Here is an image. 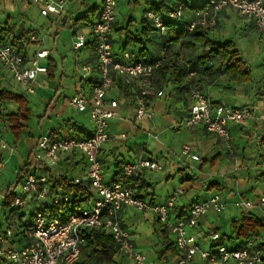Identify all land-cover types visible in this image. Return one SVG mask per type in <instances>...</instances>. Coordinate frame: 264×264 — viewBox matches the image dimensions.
I'll use <instances>...</instances> for the list:
<instances>
[{"label": "crops", "instance_id": "obj_1", "mask_svg": "<svg viewBox=\"0 0 264 264\" xmlns=\"http://www.w3.org/2000/svg\"><path fill=\"white\" fill-rule=\"evenodd\" d=\"M127 1L129 5H132V0ZM139 1L134 0L137 4ZM142 1L144 2V0ZM152 1L155 4L171 5L170 0ZM96 6L99 7V11L95 18L99 16L101 11V2ZM148 9L147 6L145 12ZM163 13H166L164 9ZM48 18L51 22L56 21L55 17ZM60 18L66 20V26L69 21H72L71 39L77 33L87 34L88 42L82 49L86 59L80 61L77 66V76L70 78L74 79L71 84L67 83L69 77L64 69L60 76L55 73L54 78H50L49 72L38 77L35 93L31 95H38L42 100H46L48 97L46 107L43 114L38 115L36 121H33V111L28 103L31 116L29 121L23 123L25 127L19 138L15 137L12 131V123L8 121L9 116L16 114L18 109L15 113L11 112L8 103L13 101L0 102V127L5 129L4 139L14 147L15 151L12 156L8 152L2 153L0 161L1 175L3 176L5 171H11L16 177L15 182L5 180V189L0 190V193H2L0 207H3V200L9 190L18 194L16 191L17 177L26 166H29L30 173L39 176L65 177L73 181L79 180L81 183L90 186L87 177V161L81 153L74 152L63 155L61 161L53 167L46 157L38 158L36 155L38 143L42 137L78 138L77 132L79 131L77 129L88 134L93 132V130H88L85 124L88 119L90 125H92L89 114L80 113L70 105L69 101L80 87H83L86 94H90L92 87L99 81L97 52L90 36L89 25L86 23L75 25L77 17H75L73 10L65 12ZM144 18L145 14L141 27H136V30H133L131 24V22H135L133 18L130 17L122 24L117 15L114 31L110 36L117 57L122 59V54L126 51L130 53L132 61H144L140 57V51L145 48L148 52L145 59L158 60L166 56L168 58L166 65L170 67L174 64L184 65L190 69V73L184 87H180L172 81L171 72L165 78L156 72L153 76L152 87L149 90V101L153 117L139 123L135 121V95L141 89V82L114 75L115 82L107 97L109 100L119 102L120 117L112 120L109 125V133L115 139L105 144L102 149L101 159L105 180L108 183L116 181L122 174L125 164L133 163L140 158H147L157 163L162 168L157 175V180L160 183L157 184L158 189L155 187L154 180H149V176L156 173L150 170H144L135 175L134 183H130V187L140 198L156 205L167 203L169 198L178 189H181L183 193L179 195L176 207L171 209L173 220L188 216L194 203L207 201L214 195L219 194L225 202V210L221 214L211 210L199 226L192 231L197 237L201 248L211 250L213 241L209 236L210 233H219L220 236L227 235V237H231L233 234V221L240 219L244 214H253L264 220V210H247L242 205L245 201L256 202L263 193L264 33L257 31L252 18L242 16L232 9H225L218 15V22L215 27H201L194 32L186 29L187 24L195 18L192 11H187L182 22L184 25L176 27L175 31H169L166 35L160 34L151 24L144 23ZM146 26L148 29L144 31ZM48 29V34L55 32V35H58L61 31L57 27ZM180 33L185 34L181 36L180 40H175ZM33 35L34 33H31V36ZM133 36L142 38L143 46L139 44L126 45L129 40L133 39ZM208 41H210L209 44H207ZM227 42H231L234 49L239 51L240 58L251 72V80L245 84H239L232 79L231 73L227 70L226 61L220 58H204L206 52L212 49V43L223 45ZM40 43L42 41L37 37V41L26 48V53L30 56L33 55L40 48L32 53L29 52V48L34 45L39 46ZM149 45H152L151 50L148 48ZM130 46H133V48ZM138 57L141 59L138 60ZM50 59L56 62L50 54L49 58L42 61V64L48 67ZM84 65H90L93 70L85 81H81L77 72L79 67ZM6 73L8 74L7 70L0 63V92L2 90L13 92L9 87H6ZM195 90H200L214 108L219 105L234 108L249 106L252 108L253 118L246 124L229 125L232 149H228L223 141L207 133L202 127L193 130L176 128V125L187 117L192 106L191 96ZM66 91L72 93L71 96L70 94L67 96ZM160 92H163L162 97L158 96ZM13 93L27 98V95L23 93ZM169 132L174 134L171 137L172 140L168 142L163 137ZM7 133L10 134V139ZM120 135H126L127 139H121ZM184 146H190L192 149L191 154L198 156L200 160L195 161L192 158L183 157L182 149ZM106 170L112 172L109 180L105 175ZM218 178L225 180L220 182L221 180ZM214 184L216 186H211ZM89 188L93 195L92 203L96 196L91 187ZM18 195L22 194L19 193ZM23 199L25 200L24 206L27 201H29V207L36 205L29 196H23ZM4 209L6 210V229L0 226V234L5 233L10 225H14L13 238L9 240L6 247L10 245L19 247L25 241L21 232L24 230L25 224L31 221V215L35 211L30 214L28 221H25L23 216L11 213V209ZM14 215H16L15 219L12 218ZM119 215L121 225L130 232L137 251L146 255L145 250L154 249L158 256V253L165 248L164 236L159 231L158 218L155 215L134 209H123ZM151 220L154 226V237L148 240L138 232L142 226L148 225ZM21 226L24 227L20 229ZM257 239L258 245L264 252V232H261ZM168 240L175 248L174 236L171 233ZM235 242H237L236 246L232 249L238 248L241 241ZM175 252L174 257H170L164 262L158 260L157 264H179L181 255L176 248ZM119 258L121 257L118 256L116 261L122 264ZM153 263L155 264V262ZM153 263L150 262L149 264ZM0 264L8 263L0 258ZM195 264L205 263L200 258H196ZM228 264L235 263L230 262Z\"/></svg>", "mask_w": 264, "mask_h": 264}, {"label": "built area", "instance_id": "obj_2", "mask_svg": "<svg viewBox=\"0 0 264 264\" xmlns=\"http://www.w3.org/2000/svg\"><path fill=\"white\" fill-rule=\"evenodd\" d=\"M71 0H32L40 7L43 17L59 19L66 12V6ZM101 11L99 16L89 25L90 36L95 42L97 52V70L99 81L92 87L91 93L86 94L83 87L70 98V105L80 113H88L92 122L93 132L90 138H53L42 137L38 143L37 157H46L50 165L56 166L63 155L78 152L87 161V177L96 199L84 206L78 213L69 216L66 222L60 219L48 221L42 212L37 211L32 224V231L28 234V241L19 247L6 244L13 238L15 226H11L5 233L0 234V258L8 264H79L82 247L86 245L81 235L83 229H99L112 235L115 244L119 247L120 256L132 259L136 264H148L147 257L137 251L130 232L120 222V212L123 209H134L139 212L155 215L162 224L167 225L174 236V244L181 255L179 264H195L200 258L205 264H264V252L258 245V239H251L240 248L232 249L226 245H219L211 250L201 248L197 237L192 233L200 222L213 210L221 214L225 202L219 194L204 202L194 203L188 216L173 220L171 209H174L178 197L183 192L178 189L165 204L156 205L136 196L134 190L125 182L128 178L138 175L144 170L159 172L162 168L155 162L140 158L123 167L120 177L108 183L105 180L102 164V149L105 144L113 141L115 137L109 133L110 122L120 117L119 102L109 100L107 95L113 86L114 75L127 77L141 82V89L135 95V121L137 123L150 120L153 112L150 107L149 90L153 84V76L162 68L164 60L158 59L150 63L132 61L129 52H123L119 59L114 52L110 36L117 21L118 0H100ZM170 10L165 17L148 10L145 19L162 35H166L167 21L182 22L187 12L188 0H170ZM204 8L195 12L194 20L187 24L189 31L197 27L213 28L217 25L218 15L225 9H232L242 16L254 20L259 33H264V0H203ZM56 22V21H55ZM37 41L35 35L21 41L23 48H28ZM74 51L82 50L87 42L85 33H77L73 39ZM47 50L39 49L33 55L21 52L10 44L0 41V63L8 74L20 86L26 88L27 94H34L36 83L41 74L48 72V67L42 61L49 58ZM90 65L82 66L81 81H85L92 73ZM163 92L158 93L162 97ZM192 106L187 117L176 125V128L193 130L199 127L224 142L228 149H232L230 124L244 125L253 118L252 108L243 106L239 108L219 105L213 107L209 99L200 91L192 93ZM1 113V110H0ZM264 121V116L262 117ZM5 129L0 127V153L14 154V147L4 139ZM127 139L126 135H120ZM190 146H184L182 156L199 161L198 156L191 154ZM2 171L0 169V178ZM1 181V180H0ZM76 183H80L76 180ZM22 195L29 196L38 204L59 205L61 201L69 202V197H51L50 176H39L29 173L20 183ZM263 193L256 202L245 201L243 207L247 210H264V180ZM25 204L23 196H17L13 208H22ZM211 241L218 242L219 233H213Z\"/></svg>", "mask_w": 264, "mask_h": 264}, {"label": "trees", "instance_id": "obj_3", "mask_svg": "<svg viewBox=\"0 0 264 264\" xmlns=\"http://www.w3.org/2000/svg\"><path fill=\"white\" fill-rule=\"evenodd\" d=\"M139 0H136L138 2ZM187 3V11H192L193 13L199 12L204 8L203 0H188ZM145 4L149 7L148 10H152L157 14L163 15L167 11L170 10V6L165 5L164 3L155 4L152 0H144ZM167 6V7H166ZM163 9L165 10V14L163 13ZM147 10V11H148ZM99 11V7H92L88 9L85 16L78 17L75 20V25L80 23H86L90 25L93 20H95L97 13ZM66 20H61L59 26L65 27ZM144 23L150 24L145 18L143 20ZM183 22V21H182ZM182 22H174V21H167L165 25L168 28V32H172L176 30V27L181 26L184 23ZM184 28H186L184 26ZM201 27H197L194 31L200 29ZM148 28L144 29L146 31ZM187 29V28H186ZM193 31V32H194ZM8 32L12 33V30H7L6 28H1L0 26V41L6 44H10L14 48L19 49L21 52H26V49L22 47L21 41L23 39H27L31 34L25 33L23 36L14 35L13 37L8 36ZM167 32V33H168ZM185 33H180L175 40H180L181 36ZM201 34V33H198ZM143 39L136 36H133L131 41L129 40L127 44H134V45H142L143 46ZM210 41L207 42L209 44ZM95 50V42L93 43ZM126 52V51H124ZM148 52L144 48L140 51V57L144 59L143 62L150 63L155 60L145 59ZM142 55V56H141ZM141 58H137L138 60ZM205 59H212V58H220L223 61H226L227 70L231 73V77L234 81H237L239 84H245L251 80V72L243 60L240 58L239 51L234 49V45L231 42H227L223 45H217L212 43V49L208 50L205 54ZM57 66L56 62L50 59V63L48 65V72L50 78H54L56 73ZM171 72V79L172 81L179 85L180 87H184V83L187 80V76L190 73V69H188L184 65H163L162 68L158 69L157 73L160 74L163 78ZM186 86V85H185ZM4 101H13L18 105V112L16 114H11L9 116V122L12 123V131L16 138L21 136V133L24 129V122L29 121L31 116V110L29 108V104L27 101L26 96L15 94L13 92H9L6 90H2L0 92V102ZM77 137L79 139H86L90 138L92 134L84 133L83 131L77 129ZM2 159V154L0 153V161ZM30 173L29 166H26L18 175L16 187L20 185L23 179ZM127 185L130 186V183H134V177L128 178L125 182ZM50 184H51V197L59 196V197H69V202L61 201L59 205L49 206L43 205L37 211L42 212L44 217L51 221L53 219H60L63 222H66L74 213H78L82 207L85 205H89L92 201L93 195L90 191V186L85 183H76L71 179L65 177H50ZM211 186H216L211 185ZM212 189V187H210ZM17 196H24L18 195L15 192H11L10 190L5 195L3 207L6 209H11V213L16 214V208L12 207V204L15 201ZM137 197L140 198L138 194ZM31 215V221L25 224L24 230H22L21 234L24 235V239L28 241V234L32 231V224L33 218L36 212ZM159 224V231L164 236V246L165 248L158 253V260L160 262L167 261L170 257H174L176 255L175 248L169 242L168 236L170 235L171 231L167 227V225H163L160 220L158 219ZM12 225H10L11 227ZM22 226L20 227L23 228ZM232 230L233 234L230 237L227 235H222L218 242H213L212 248L219 245H225L227 241H241L239 244L240 248L244 244H246L251 239H257L261 232H264V220L259 219L257 216L253 214H244L240 219L233 221L232 223ZM213 233H210L211 236ZM81 235L86 240V245L82 247L81 250V257L79 264H121L116 261V258L120 256L119 247L115 244V241L112 235L106 233L105 231L99 229H83L81 230ZM235 236V237H234ZM175 245V244H174ZM121 257V256H120Z\"/></svg>", "mask_w": 264, "mask_h": 264}, {"label": "rangeland", "instance_id": "obj_4", "mask_svg": "<svg viewBox=\"0 0 264 264\" xmlns=\"http://www.w3.org/2000/svg\"><path fill=\"white\" fill-rule=\"evenodd\" d=\"M119 6L117 10L118 20L124 24V21H127L128 19L133 18L135 22H131L133 25V30H136L137 28L141 27L142 19L144 17V14H146V7L147 5L140 0L137 4L132 0V5L128 4L127 0H118ZM100 0H71L68 5L66 6V12L73 10L75 13V17H81L84 13L88 11V9L98 5ZM52 17V16H51ZM61 18L57 19L51 22L50 18L43 17L41 15L40 7L36 4H33L31 0H0V26L1 28H6L7 30H12L11 32H8V36L13 37L14 35L17 36H23L25 33H34L39 38L42 43L38 45L31 46L29 48V52L32 53L39 48L42 50H47L53 59L57 62V70L56 73L58 76L61 75L62 70L64 69L65 72L68 74L67 83L71 84L74 82V79H70L71 77L77 76V66L80 64V61H85L86 57L84 55V50L80 51H74L73 49V42L71 39V28H72V21H69L67 26L60 27ZM53 27L54 29L57 27L61 29L58 35H55V32H52V34H48L47 31L48 28ZM30 37V36H29ZM28 37V38H29ZM37 43V42H36ZM39 43V42H38ZM118 46V45H117ZM133 48V46H130ZM148 48L150 50L152 49V45H149ZM167 57L163 56L162 60H164V64L167 63ZM65 67V68H64ZM82 67H79V71L77 72L79 76L82 73ZM2 71V70H1ZM57 82H59L57 80ZM6 87H9L10 90L13 92H17L20 94L27 95V101L30 104V107L33 111V117L32 120L36 121V117L38 115H42L45 107H46V100H48V97L46 100H42L38 95H31L26 93V89L22 86H20L18 83H16L13 78L6 73ZM71 96L72 93L69 91H66L67 96ZM40 95V94H39ZM8 107L11 108V112H17L18 106L13 103L9 102ZM85 124L91 131L93 130V126L90 125L88 119L85 121ZM6 134V131H5ZM174 133L169 132V134L165 135L163 139H166L168 142L171 141V137ZM8 138L10 139L11 136L9 133H7ZM167 136V138H166ZM230 164V162H229ZM111 168V167H110ZM0 169H2L0 167ZM111 170V169H110ZM160 172V171H159ZM112 172L109 170H106V178L109 180L111 177ZM160 174V173H159ZM158 172L152 174L149 176V180H154L155 187L158 189V185L160 184L157 180ZM15 175L11 173V171H5L3 173V176L1 175V185L0 190L5 189V180H12L16 181ZM222 181L225 179L218 178ZM164 185V184H163ZM163 188V186H162ZM16 191L19 194H22L21 185L16 187ZM2 192V191H1ZM2 193H0L1 196ZM203 194V193H202ZM202 196L201 194L199 195ZM30 199V198H29ZM4 202V200H3ZM29 201H27V204L22 207L18 208L17 214L23 216L25 221H28L30 218V214H32L33 211L38 207V204L29 207ZM88 206V205H86ZM5 212L6 210L3 207H0V226L4 227L6 229V219H5ZM16 215L13 219H15ZM138 234H141V236L145 239H150L154 237V226L152 223V220L148 223L146 226H142L141 230L138 232ZM235 241H227L226 246L229 248H234L236 246ZM146 257L148 259V264L150 262H155V264L158 263V256L156 253V250L151 249L145 250ZM122 264H136L132 259L124 257L119 258ZM154 264V263H153Z\"/></svg>", "mask_w": 264, "mask_h": 264}]
</instances>
